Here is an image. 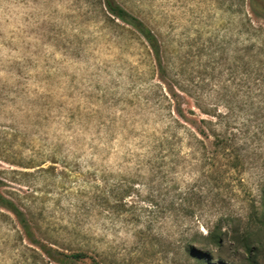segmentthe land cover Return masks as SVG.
Here are the masks:
<instances>
[{"label":"rangeland","instance_id":"rangeland-1","mask_svg":"<svg viewBox=\"0 0 264 264\" xmlns=\"http://www.w3.org/2000/svg\"><path fill=\"white\" fill-rule=\"evenodd\" d=\"M0 0V264H264V9ZM80 256V257H77Z\"/></svg>","mask_w":264,"mask_h":264},{"label":"trees","instance_id":"trees-1","mask_svg":"<svg viewBox=\"0 0 264 264\" xmlns=\"http://www.w3.org/2000/svg\"><path fill=\"white\" fill-rule=\"evenodd\" d=\"M254 5H257L264 9V0H252ZM105 5L108 11L116 16L117 18L121 19L122 21L133 25L137 28L151 43L153 49L156 51V54H159V44L154 36V34L150 31V29L141 22L138 18L131 15L128 11H126L116 0H104ZM80 257V256H77Z\"/></svg>","mask_w":264,"mask_h":264}]
</instances>
